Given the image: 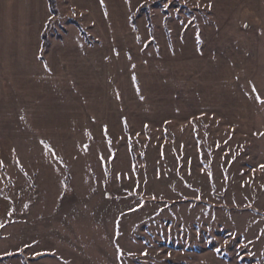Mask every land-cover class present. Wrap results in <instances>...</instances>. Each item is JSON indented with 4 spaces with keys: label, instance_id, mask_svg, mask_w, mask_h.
Here are the masks:
<instances>
[{
    "label": "rangeland",
    "instance_id": "374dc122",
    "mask_svg": "<svg viewBox=\"0 0 264 264\" xmlns=\"http://www.w3.org/2000/svg\"><path fill=\"white\" fill-rule=\"evenodd\" d=\"M54 1L43 80L2 0L0 264H264V0Z\"/></svg>",
    "mask_w": 264,
    "mask_h": 264
},
{
    "label": "crops",
    "instance_id": "0c3cea01",
    "mask_svg": "<svg viewBox=\"0 0 264 264\" xmlns=\"http://www.w3.org/2000/svg\"><path fill=\"white\" fill-rule=\"evenodd\" d=\"M17 1L18 7L17 10L11 5L8 11L15 12L14 14L17 16L16 18V25H13L14 21L9 23L8 19H11L9 17V13L7 12V17L5 19H2L3 22L6 25V31L5 34L1 37L5 41L8 40V34L9 33L13 38V45L12 48L14 51L18 54L19 59H24L25 64L28 66L29 69L34 68V71L40 75L34 76V79H46V74L49 70L48 63L52 62L49 58H45V54H48L49 51L52 52V54H56L59 58L57 60L59 66L63 65V55H64V49L60 45H53L49 44L44 48V41H42V32L44 30L45 25L50 21L51 14L47 5L46 0H12V2ZM9 2V0H8ZM7 2V4H8ZM2 0H0V12L2 11L1 8L3 6H7ZM13 7V8H12ZM57 14H59V8L57 5ZM56 14V15H57ZM76 26L80 27V25ZM16 27V29L14 28ZM14 28V29H13ZM179 38L182 39V34H179ZM1 39V40H2ZM0 40V44H1ZM61 41V40H60ZM62 49V50H60ZM244 50V48L242 47ZM75 54H80L81 49L79 48L75 49L73 51ZM29 53V54H28ZM23 60V61H24ZM20 61V62H23ZM52 66V65H51ZM21 68V67H19ZM32 75V74H31ZM30 74H26L23 76L31 78ZM40 84H44L43 82ZM5 204V200L1 199ZM3 208V209H2ZM0 225L4 222L6 218L7 211L5 212V205L0 207ZM45 255H47L46 252H40V253H34L33 255V261L34 264H42L41 261L46 259ZM19 264H25L20 258Z\"/></svg>",
    "mask_w": 264,
    "mask_h": 264
},
{
    "label": "trees",
    "instance_id": "16d2710c",
    "mask_svg": "<svg viewBox=\"0 0 264 264\" xmlns=\"http://www.w3.org/2000/svg\"><path fill=\"white\" fill-rule=\"evenodd\" d=\"M46 2H47V5H48L50 14L52 16H56L57 11H56V8H55V1L54 0H46Z\"/></svg>",
    "mask_w": 264,
    "mask_h": 264
},
{
    "label": "bare ground",
    "instance_id": "6f19581e",
    "mask_svg": "<svg viewBox=\"0 0 264 264\" xmlns=\"http://www.w3.org/2000/svg\"><path fill=\"white\" fill-rule=\"evenodd\" d=\"M6 151H7V149H6ZM4 153H2V155H3Z\"/></svg>",
    "mask_w": 264,
    "mask_h": 264
}]
</instances>
